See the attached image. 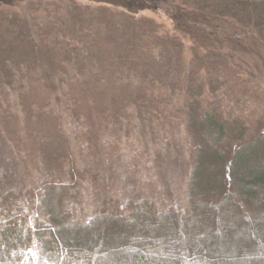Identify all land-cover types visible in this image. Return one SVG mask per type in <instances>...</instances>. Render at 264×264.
I'll use <instances>...</instances> for the list:
<instances>
[{"label": "trees", "instance_id": "trees-1", "mask_svg": "<svg viewBox=\"0 0 264 264\" xmlns=\"http://www.w3.org/2000/svg\"><path fill=\"white\" fill-rule=\"evenodd\" d=\"M168 1L264 44V0ZM159 26L77 0H0V264H264V128L244 100L258 88L211 47L186 61ZM174 122L190 140L186 205L168 187L161 209L137 189L122 199L127 146L136 168L159 163L171 146L150 153L149 139Z\"/></svg>", "mask_w": 264, "mask_h": 264}, {"label": "rangeland", "instance_id": "rangeland-1", "mask_svg": "<svg viewBox=\"0 0 264 264\" xmlns=\"http://www.w3.org/2000/svg\"><path fill=\"white\" fill-rule=\"evenodd\" d=\"M77 1L93 6L106 5L120 12L132 13L140 17H153L155 21L163 25L159 26L160 30L182 37L186 61L190 60L193 49L196 47L201 52H205L207 48L211 47L224 53L231 62L242 69L243 73L239 83L242 88L251 87L250 81L256 84L258 93L255 92V98L251 96L243 98L244 100L253 99L255 101L252 122L258 127L261 123L264 128V44L253 37L251 33L230 19L184 9L168 0ZM187 134L183 124L168 123L165 129L159 130L153 140L149 139L147 148L152 153L158 146L163 145L166 148L165 146L170 145V152L166 153L164 150L165 153L163 152L164 154L160 156L159 163L151 162L148 160V156L139 157L140 161H136L137 168L131 161L139 147L136 145L127 146L115 182V187L120 192L119 196L125 199L128 195H134L135 192L132 191L137 189L149 199L154 198L156 206L161 209L169 205L167 189L165 188L168 187L175 202L184 207L186 205L187 180L192 163L189 149L190 140ZM69 136L72 138L71 134ZM179 151L181 156L178 161L177 153ZM4 153H6L5 144L1 142L0 157ZM29 185L37 190V179L32 180ZM96 201V198L89 194L86 195L85 205L88 216L93 214ZM237 225L240 227L238 231L241 233L242 239L245 231L242 230L240 223Z\"/></svg>", "mask_w": 264, "mask_h": 264}]
</instances>
